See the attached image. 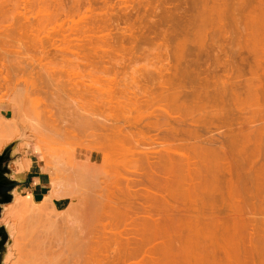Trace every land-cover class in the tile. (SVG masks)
Here are the masks:
<instances>
[{"label": "rangeland", "instance_id": "obj_1", "mask_svg": "<svg viewBox=\"0 0 264 264\" xmlns=\"http://www.w3.org/2000/svg\"><path fill=\"white\" fill-rule=\"evenodd\" d=\"M1 1H2L0 2L1 12L8 10V11H5L7 12L8 16L7 14L3 16V14L5 13L3 14L0 13L1 14L0 15V27H1L0 28V35H1L0 36V66L1 67L0 68H2V70L0 69V115H3L5 117H11L12 111H13L14 117L8 119V118H4L0 116V155L2 154V152L4 151L6 147L12 144H15V149L12 155L14 161L21 157H24L26 159V158H31L33 156H36L41 161V164L43 165L46 163L45 160H47L48 162H50V164H48V169L52 177L55 176L52 179V188L50 192L47 194V196L43 199V201L39 203H34L31 199L21 198L19 197V195H16L13 198L12 203L2 206L3 210H2V216L0 218V228L1 227L6 228L9 233L8 241L6 244V252L4 253L2 264H102L104 263L102 262L104 256L106 257V255H108L109 253L111 254V256H112V253L114 255L115 249L118 248L116 247L118 246L116 244L119 242H116L117 241L116 239L118 238V241H121V240L119 239V236L118 237L116 236L118 235L117 233L123 234L125 232L123 221L119 219L115 221V219L117 218V213H116L117 203L118 201L120 202V199L123 198L122 196L127 195L125 194L126 189H123L127 184L126 178L127 177L134 178L133 177V175L135 174L134 171H136L139 168L138 165H141L140 161L142 160L143 162L142 164H144L143 160L145 159L144 158L145 153L147 154L148 152H153V154L154 152L161 153V149H163L161 148L162 146L160 147L158 145L155 146V144H153L152 140L149 138L150 135L151 137H153L154 135H157V133L159 134V131L157 132L153 131L152 133L150 132L149 134V131H147L146 129L144 131V129L141 130L140 128V126L141 127L142 125L144 126L145 122L149 120L148 115L152 114V112H154V109H155V112L153 114L155 115L154 117L157 116L156 118L159 121H161L163 117L165 118V116H160L162 115L161 111H163L161 106L162 105L165 106V104L167 106L169 104L167 101L164 103V101L166 100V97H165L166 94L165 95L161 94L162 87L160 88V85H158L159 72L160 71L161 73L163 72L164 74L162 73V75L170 78L172 73L175 72V70L172 71L171 69V71L169 70L167 71V69L170 68L171 66L173 68V66L175 65L174 55H176L177 51L181 50L179 48L184 46L185 43L189 45V47L191 45L190 48H194L195 47L194 45L196 44V42L198 43L200 39L199 43L201 44V42H203L205 37H206L205 39L206 44L208 41V44L211 43L212 45L211 44L210 45L212 46V48H214L212 49L213 52L211 51L212 53L211 56H213V58L214 57L216 58L224 57L223 58L224 60L225 58H227L225 56L230 55V57H232L231 54L233 53L232 51L234 50V52H236V55L234 53L233 58H235L236 62H237V58H238V61H240L241 58H245L249 65L250 63L253 65L254 56L257 54L264 53V50H263L264 49V35H263L264 34V31H263L264 30V27H263L264 26V23H263L264 21L263 20L264 0H261V1L260 0H233L234 2L230 0L231 3L229 0L227 1L224 0L225 2H227L225 3V6L223 4L224 2L222 3V0L221 1L217 0L219 1L218 4L214 0L213 1L212 0H204V1L202 0H134V2L133 0H130V1L129 0H60V1L59 0L57 1L56 0H43L44 3L42 0H32V1L26 0V2H29L27 3L28 5L26 4L24 0H1ZM11 1L12 3H10ZM46 1H51V2L47 3ZM54 1H56L57 4L54 3ZM213 2H215L216 4H214ZM204 3L207 5H205ZM9 4H10V7H9ZM16 4L18 5V8L20 9L16 10V7H17ZM30 4L31 6L33 5L34 7L32 8ZM58 4L60 5V7H58L59 6ZM219 4L220 6L223 4L224 7L222 6V8H219ZM11 6L14 7L15 11L13 10ZM213 6H216L217 9L219 8L218 11ZM8 7L9 9L12 8V10L11 9L10 10L14 13H11ZM30 7L33 9V11L31 10ZM72 8H74L73 9L74 11L72 10ZM213 8L218 12V14L217 12H214L215 10L212 11ZM220 9H222L223 12L219 13ZM30 10L32 12H30ZM70 10L73 12H71ZM67 13H68V16H67ZM220 14H222L221 15L222 17L220 16ZM50 15L51 16L53 15V16L51 17ZM54 15H56L55 16L56 19L54 18ZM50 17L52 19H50ZM47 18H49L48 22H46ZM220 18H221V21L223 20L222 21L223 25L222 24L221 25L223 27L226 26L225 27L226 29L224 28L225 32L222 30L221 33H219V29H217L218 27L217 25H218ZM26 19L29 21L28 23ZM44 19L46 23L44 22ZM178 21H180V23ZM189 21H192V22L189 23ZM256 21H258V23ZM193 22L195 23L193 24ZM1 23L2 25H4V27L1 25ZM26 23L30 25H27ZM190 24L191 26L193 25V27L188 26ZM23 25L29 28L25 29ZM257 25L259 27L258 29H257ZM188 28H190L191 30ZM87 30H88L87 32L88 34L85 33ZM91 30H93V32H89ZM256 31L257 32L263 31L262 33L258 32L259 34H261V36L258 34L260 37L256 35L257 33ZM36 33H38V35ZM234 33H237L236 36H238V38L234 35ZM209 35L212 37H210ZM37 36H38V39L36 38ZM231 36L236 37L237 39L235 41L236 45L231 46L230 43L228 45V41H232ZM103 40H105V42ZM194 40H196V42ZM210 40L211 42H209ZM193 41H194V44L192 43ZM182 42H184L183 43L184 45H182ZM3 43L4 44L6 43V44L4 45ZM110 43L112 44L111 47H110L111 45ZM199 43L196 45L197 46L200 45ZM1 45L3 46L1 47ZM179 45L181 46L179 47ZM187 45H186V48H187ZM230 46L233 48L230 49ZM72 47H74V49ZM189 47L187 48V50L189 49ZM207 47L209 48V46ZM186 48L184 47L185 50ZM195 49H197V47ZM222 49L226 51L230 49L232 53L229 51L230 53L228 54L227 53L228 51H227L226 53L228 55H226V53H224L225 51ZM235 49L237 50L235 51ZM191 50L192 49H190V51ZM221 50L224 52H220ZM188 52L189 51H187V53ZM193 52H194V49L192 52H189V53H191V55L193 56V54L195 55V53ZM238 53L240 56L238 55V57H236ZM90 54H92L91 56L93 55L95 56L94 58L95 62H93L94 61L93 57H91ZM63 56L65 57L67 56L66 59L65 57L63 59L62 58ZM86 56L89 57L90 59L86 58ZM195 57L196 56H194V58ZM83 58H85L86 60ZM213 58H211V60ZM223 60H221V63ZM230 60H232V58H230ZM2 62L4 64H2ZM83 63L84 64L87 63L86 67H83L84 65ZM3 65L4 67H2ZM248 68L249 67L246 66V71H244V69L242 68L243 73L245 75L244 76L243 73L241 74L242 76H244L243 78L242 77L240 78L242 79V82L244 81V79L245 81L247 79H251L252 75L250 73H247ZM49 69H51L52 74L50 73ZM48 70H49V73H48ZM167 72H171V73L168 74ZM59 73H60V76H59ZM153 73L154 75L157 74L156 77L158 78L157 80H154L153 82L151 81L148 83V80H147L148 75L152 74V76H154ZM236 74L237 76L240 75L238 74V72ZM54 76L56 77L55 79H54ZM84 76L87 79V81L84 78ZM86 76L90 77V79H88V77ZM237 76L234 73V77L236 78ZM57 77H58V80H57ZM156 77H154V79ZM169 78L167 79L164 78V80H168ZM138 79L140 81V82L138 81V84L140 85L137 87L136 82ZM149 79L151 80V76H149ZM171 79H169L168 81H170ZM240 79L238 78V80L237 79L235 80L237 82L239 81L240 83H242ZM84 81H85V84H82L84 83ZM78 82H80L82 85L81 84H80L81 86L78 85L77 84ZM256 82L258 81L255 80L254 84H258ZM93 83L95 84L93 85ZM114 83H116V85ZM133 83H135V85ZM177 84L179 83H176L175 85ZM87 85H88V88H87ZM81 87L85 88L84 91L86 93H84L83 91L81 92L79 90V89L83 90V88ZM114 87H116V89H114ZM86 88L89 90L92 88V91L88 90L89 92L88 93L86 91ZM93 89H95V91H98V92H95ZM113 90L115 91L112 94L111 92H113ZM90 92H93V94L95 93V95H93L92 93L90 94ZM103 92L106 94H103ZM243 92L244 91H242L241 93L242 95H239L238 99H236L233 106H231V104L228 105L233 109V111H235V113L233 111L231 113L238 115L239 110L242 111L240 113L241 115L246 114L248 116L250 113H254L255 116L258 117V121L256 123L258 125L256 127L259 129L264 125V123H262L264 122V110H263L264 101H262L264 96H262L263 98L261 97V95H259L260 97H256L255 94H254L255 96L253 94H250V96L248 94L247 96V95H243ZM135 93L136 95H134ZM148 93H150L151 95ZM115 94L117 95L113 97L112 95H115ZM121 94L123 95L122 97H121ZM126 94H127V98L124 97L126 96ZM79 95L81 97H79ZM85 95H86L85 97L86 100H84L83 98V96ZM91 95L93 96L92 101H90L91 98L89 99V97H92ZM154 96L155 97L157 96V97L154 98ZM110 97L111 98L113 97L114 99L117 97L118 98L115 99L116 100L115 101L111 99ZM163 97L165 98V100H163L164 99ZM82 98L84 101L82 100ZM119 98H121V100H119ZM87 99L89 100V103L91 102L90 103L91 105H89V103L87 102ZM100 99L102 102L100 101ZM140 100H143V101L145 100V101L142 103ZM149 100L152 102H150ZM146 101H147V104H145ZM148 101L150 102L151 106L149 105ZM96 102L100 104L98 105L96 104ZM47 103L53 106H50V105L48 106ZM80 103L81 104L85 103V105H81ZM102 103H104L103 106H101ZM116 103H118V106L115 105ZM230 103H232V101ZM43 104H45L44 105L45 107L43 106ZM108 105H111V107ZM98 106H101V107H98ZM130 106L131 107L133 106L132 109L133 110L135 109V110L131 111ZM139 106L141 107V109ZM117 107H120V108H117ZM121 107L125 109L123 110ZM167 107H169L168 109L171 111L170 105ZM230 107L227 109V112H229L228 110L231 109ZM46 108H48L49 111ZM79 108H81L82 110ZM107 108H109L110 110ZM219 108H216V109L219 110ZM73 109L75 110L73 111ZM175 109L176 108L172 110V113L174 112ZM104 110H107V111H104ZM112 110L113 111L116 110V111L113 112ZM137 110H139L140 113L139 111L137 112ZM176 110H175L176 113L174 114L177 117V111H178V117H177L178 119L179 115L183 116V114H180L181 111L179 113V110L177 111ZM88 111L91 113H89ZM126 111H128V113ZM194 111L197 114L199 112L198 115L195 114L196 116L200 117L203 115L202 113H204V115L207 116L205 111L204 112L196 111V109ZM194 111H191V112L194 113ZM256 111H259V112H256ZM100 112L102 114H100ZM142 112L143 113L147 112V113H144L145 114L144 115ZM183 112L188 115L187 112L185 111ZM224 112H225L224 114L227 113L226 109ZM94 113H98L96 115H99V118H100V119L98 118L99 124H98V119L95 121V119L98 116L94 115ZM116 113L119 114L118 115V118L120 117L119 119L117 118ZM76 114L77 116H75ZM106 114L108 115L106 116ZM122 114H123V117H122ZM134 114H135V117H134ZM87 115L89 116L94 115L92 116L93 119H91L94 123L91 120L88 121L89 117ZM146 115H147V118H146ZM192 115L189 114V118H188L189 120H190V116ZM209 115L211 114L209 113ZM252 115L248 117H253L254 115L253 116ZM73 116L77 120L74 121ZM125 116L126 117L129 116L127 117L128 119ZM130 116L131 117L133 116L134 118H130ZM48 117H50V119H48ZM85 118H87L86 123L84 122ZM103 118L106 120H104ZM135 118H136V122L137 120H140V118L142 119L141 121L137 122L138 124L136 123L137 127L135 126V121H133L135 120ZM164 118L162 122L165 120ZM200 118H203V117H200ZM52 119H56V120H54L53 122ZM71 120L72 122H76V123L72 125V122L70 123ZM81 120L83 121V123ZM89 122H91V124ZM51 123L53 124L55 123V124L53 125ZM87 123L90 124V126ZM129 123H131L132 126L133 125L134 126L133 127L129 126L131 125ZM210 123L211 122H209V124ZM94 124H96V128ZM86 125L88 128L86 127ZM174 125H177V124H172L173 127ZM193 125H191L192 130L194 128ZM233 125L234 127L232 129L236 130L237 125L236 127H235V124ZM75 126L76 128H74ZM116 126L118 127L115 128ZM197 126L195 125V128H197V130H200L202 128L205 131V129H207V128H203L204 126L203 127L200 126L198 129ZM212 126L210 125L211 128L209 127L208 131L207 130L205 132L201 131L202 129L198 131L199 135L210 137V135L212 134L211 135L212 137L213 135L216 136L218 132L215 134L216 130ZM105 127L108 129H105ZM134 127H136V129H134ZM222 127L224 126L221 125V128ZM139 128L141 131H144V133H146L145 136L139 135L141 134L140 133L141 131H139V133L137 131V129ZM162 128L165 129V127H162ZM195 128H194V131H195ZM113 129L116 130V133L117 131L122 132L123 135L121 133H120L121 136L119 135V133H117L118 134L117 135L115 131H114L115 133L114 134ZM121 129L122 131H120ZM211 129L213 131H211ZM108 130L110 131L108 132ZM217 130L220 132L221 130H223V128L222 129L217 128ZM228 130H227L228 132L227 131L226 132L229 134L231 131L229 128ZM125 131H128V132H125ZM129 131L130 133L131 131L132 133L134 132L133 134L135 136L131 135ZM71 133H73L74 135L75 133L76 134L78 133L77 136L79 135V137H77L76 135L75 136L71 135ZM129 134L131 135V137ZM106 135L108 137L110 136L109 137L110 139L108 138L109 140H107ZM125 137H128V138H125ZM81 139H82V143H81ZM126 139L128 142L126 141ZM149 139H150V142H149ZM107 141L112 144L114 143L113 145L111 144V146L113 147H115L114 145H116V148H113L114 151L112 149L111 150L109 149L111 147L109 144H108L109 146L105 144ZM262 142H264V139ZM128 143L131 145H128ZM103 144H105L106 146ZM110 151H112L111 153H113L112 154L113 156L111 155ZM263 151L264 150H262L260 157L262 156V153H264ZM114 152L116 153V155H114L115 154ZM126 152L127 154H125ZM35 153L40 154V156H38ZM117 153H119L121 156ZM139 153L142 155H140ZM163 153H165L164 150H163ZM132 155L135 157H132ZM236 157L237 156L235 155L233 159L236 160L237 159ZM258 160L260 161L261 158H259ZM261 161L259 162L260 164L264 163V160H261ZM238 165H240V162ZM235 166L237 167V164ZM141 168L142 166H140V169L137 171H140ZM117 176L118 178H121V179H118ZM114 177L117 179H115ZM120 180H123V181H120ZM116 182H118L119 184H117ZM104 186H106L107 188H105ZM121 187L124 191L121 189ZM178 192L180 193V191H176L175 193H178ZM203 195L204 194H202L201 196L199 194L197 195L200 197V199L197 201H200L201 206L200 205L199 206L201 207V209L202 207H204V204L207 203V199L206 200L203 199V198H206V196L205 195L203 196ZM221 196H219V199ZM118 197L119 198L122 197V198L119 199ZM227 197H226V202H225L224 196H223L224 201L222 200V197H221V201L219 202L217 201L218 203L215 202L217 204V205L215 204L217 206L216 209H218L219 211L223 209H227L226 207H228L229 205ZM201 198L203 200H201ZM60 199H67V202H68V205L62 210L56 209L53 204V200H60ZM124 199H122L121 200L122 202L120 203H123ZM217 199H218V196H217ZM115 200H118V201L115 202ZM202 202H204V204ZM224 202L228 205H225ZM45 206H49L48 211L44 209ZM104 206L106 207L104 208V210H108V214H107V211L104 212L106 214L105 217H104V213L102 212ZM243 208L247 209L245 204H243ZM114 210H116V212ZM223 211L226 212V210H223ZM258 212H259L257 213L258 216L256 214V216H253V217H256V220H260V218L262 220L264 216L260 214L259 210ZM113 213L114 215H112ZM107 215L114 220L112 223L110 222L112 219L109 218L108 220ZM48 216L51 218H49ZM47 222L48 223L50 222L49 226L47 225L48 224ZM52 222L53 224L54 223L55 224L53 225ZM119 222H122V223H119ZM108 224L110 225L111 230L108 228L109 226ZM103 225L107 227V229H109L108 231L106 230L107 233L106 232L104 233L103 227H102ZM113 225H114V229H113ZM115 225L117 226L115 227ZM49 227H51L52 229ZM100 227H102V231L104 234L106 235L109 234V236L112 235L113 237L111 236L110 240L109 238L107 240L106 239L107 236L102 235V237L99 239V236H101V234L98 235L97 232L101 231ZM117 227L119 229L116 230ZM44 228L45 229L47 228L46 229L47 232L51 231V232H48L49 234L47 233V235L49 236H47L46 233L43 232L45 231ZM99 228L100 230L94 231ZM127 228L132 229L131 226L130 227L128 226ZM262 228H261L262 230H257L255 232L252 231V229H248V231H246L245 233H241L242 230L239 229V231L240 230L241 231L239 232L238 230H236L235 233L236 234L238 233L237 235L239 237L238 239H240L239 240L240 242L242 239L241 236L243 237V235L247 234L249 238H251L249 234H251L252 232L255 235V236L252 235V237L254 239H257L258 241L259 238L264 237V226ZM118 230L120 232L122 231L123 233L118 232ZM109 231L110 233H108ZM180 231H183V227H182V230ZM93 232L94 233L96 232L98 236L93 235L94 238L92 236L88 237L89 234H92ZM209 232L211 233V231H208V234ZM176 233H177L176 231L172 232V236L175 239V240L173 239V242H174L173 246L180 247L182 249L183 247L188 246L187 243L185 245V242L179 241L177 239ZM220 233H222L221 236H220ZM223 233L224 232L221 230V232L218 231L215 233L217 236L214 235L216 236L214 240L215 243L216 244L219 243L221 248L223 247L222 245H224L225 243L226 244L224 245V247L229 245L230 242H231L230 244L233 246H234V243L237 244L238 240L236 241L237 239L236 238L235 241H233V237H232L233 235H231L232 233L231 234L228 233L227 235L225 234V236ZM229 234L231 235V237ZM78 235H80V237H78ZM247 235L244 236V238L245 237L248 238ZM256 236H258V238ZM96 237L97 239H95ZM114 237L115 238L117 237V238L115 239ZM130 237L133 238V236L131 235ZM226 237L229 239V241L228 239L227 240L224 239ZM112 238L114 239L115 242L112 240ZM159 238H160L159 239L160 242L157 239L155 240L157 242L154 241L155 243L154 242L152 243L154 245L155 244L157 245L158 243H163L164 241L169 240V238H166V237H159ZM249 238L248 240L245 238L246 243L244 241L241 242L243 246L244 244H245V247L246 246L251 247V246L256 245L254 244L256 240H253V243H251V245L247 244L249 241ZM161 239L163 240V242H161ZM216 240H218V242ZM257 241L256 243H258ZM259 241H260V245L263 246L264 243H262L263 242L262 238L259 239ZM91 242L95 243L94 247L92 246L90 247L89 244ZM220 242L222 243L220 244ZM231 245H229V247L227 246L226 248L223 247V249H220L221 251H223L224 257L226 258L223 261V263L221 262L222 264H224V262L227 259L229 260V258H227L228 256L226 257L227 254L225 255V252H224L225 249L232 250V248H236V249L240 248V247H231ZM238 245L239 244H237V246ZM260 245L256 247H259ZM121 246L122 245H120L119 247ZM262 248H263V251H262ZM93 249H95V251H93ZM239 251L238 252L236 251V252L239 253ZM261 251H262L260 252L262 253L261 255L264 256V247H261ZM233 252L234 250L231 251V255L235 254V252L234 253ZM243 255L244 253H242L241 256H238L237 254L238 256L237 257L235 254L233 258L236 256L238 259L240 257L245 256V258H241L242 260L240 262L242 264H248V263L258 264V262L264 264L263 262L264 257L263 259L258 257L260 258L259 260L255 258V261H253L255 256L252 254L254 257L252 256L251 257L249 256V257L253 258V260L248 262V260H245L246 257H248V255L247 254H245L244 256ZM220 256L223 257V254ZM257 256L259 255L257 254ZM236 257L234 259L232 258V260L230 258V260L232 262L233 260H235V263L239 264L240 259L237 260ZM134 260L136 261V259H131L132 262L130 261V263L134 264L133 263L135 262ZM228 260L226 262H228ZM230 260L228 264H235V263L230 262ZM251 262H254V263H251ZM215 264H217V262H215ZM218 264H220V261L218 262Z\"/></svg>", "mask_w": 264, "mask_h": 264}, {"label": "bare ground", "instance_id": "obj_2", "mask_svg": "<svg viewBox=\"0 0 264 264\" xmlns=\"http://www.w3.org/2000/svg\"><path fill=\"white\" fill-rule=\"evenodd\" d=\"M26 2V0H24ZM32 1V0H31ZM30 1V2H31ZM43 1V0H42ZM57 1V0H56ZM56 1H54V3H56ZM60 1V0H59ZM130 1V0H129ZM128 1V2H129ZM204 1V0H202ZM213 1V0H212ZM217 2V4L219 3V1L217 0H214ZM227 1V0H225ZM224 0H222V3L224 4L225 6V2ZM230 1V0H229ZM233 1V0H232ZM261 1V0H260ZM0 2H2L0 0ZM8 2V1H7ZM15 2V1H14ZM17 2V1H16ZM19 2V1H18ZM41 2V1H40ZM47 3L48 2H51V1H46ZM104 2V1H103ZM106 2V1H105ZM122 2V1H121ZM127 2V3H128ZM134 2V0H133ZM234 2V1H233ZM237 2V1H236ZM259 2V1H258ZM12 3V1L10 2ZM29 3V2H26V4ZM44 3V1H43ZM42 3V4H43ZM53 3V2H52ZM75 3V2H74ZM91 3V2H90ZM130 3V2H129ZM202 3V2H201ZM206 3V2H205ZM204 3V4H205ZM214 4H216L215 2H213ZM229 3V2H228ZM231 3V1H230ZM1 4V3H0ZM18 4V3H17ZM16 4V10L17 9H20L18 8V5ZM35 4V2H34ZM57 4V3H56ZM60 4V3H59ZM58 4V5H59ZM223 4L220 6L219 4V8H222ZM263 4V2H262ZM12 5V4H11ZM15 5V4H13ZM28 5V4H27ZM48 5V4H47ZM54 5V4H53ZM123 5V3H122ZM207 5V4H205ZM31 6V4H30ZM41 6V5H40ZM46 6V4H45ZM55 6V5H54ZM74 6V5H73ZM120 6V5H119ZM129 6V5H128ZM147 6V5H146ZM217 6V5H216ZM216 6H213L217 9ZM223 6V7H224ZM9 7H10V4H9ZM8 7V9H9ZM13 8V10L15 11L14 7L11 6ZM32 8L34 7L33 5L31 6ZM30 7V8H31ZM56 7V6H55ZM54 7V9H55ZM60 7V5L58 6ZM57 7V8H58ZM76 7V5H75ZM12 8H10L12 10ZM26 8V7H25ZM28 8V7H27ZM31 8V10L33 11V9ZM218 8V9H219ZM9 9V10H10ZM74 8H72L73 10ZM217 9V11H218ZM10 10V11H11ZM30 10V12H32ZM46 10V8H45ZM147 10V9H146ZM215 10L214 8L212 9V11ZM5 11H8V10H5ZM1 12V9H0V13H5L3 14V16H5L7 14V12ZM9 11V12H10ZM39 11V10H38ZM56 11V10H55ZM59 11V10H58ZM71 11V10H70ZM74 11V10H73ZM71 11V12H73ZM78 11V10H76ZM204 11V10H203ZM216 10L214 12H217ZM28 12V11H27ZM124 12V11H123ZM192 12V11H191ZM220 12H223L222 9L219 10V13ZM11 13H14L11 11ZM58 13V12H56ZM204 13V12H203ZM28 14V13H27ZM26 14V15H27ZM34 14V13H33ZM77 14V13H76ZM79 14V13H78ZM218 14V12H217ZM1 15V14H0ZM46 15V14H45ZM44 15V16H45ZM59 15V14H58ZM222 14H220L221 16ZM8 16V14H7ZM20 16V15H18ZM29 16V15H28ZM51 16V15H50ZM53 16V15H52ZM51 16V17H52ZM56 15H54V18H55ZM64 16V15H63ZM62 16V17H63ZM67 16H68V13H67ZM66 16V17H67ZM72 16V15H71ZM264 16V15H263ZM30 17V16H29ZM50 17V19H52ZM58 17V16H57ZM60 17V16H59ZM222 17V16H221ZM46 18V17H45ZM64 18V17H63ZM68 18V17H67ZM168 18V17H167ZM261 18V17H260ZM4 19V18H3ZM35 19V18H34ZM37 19V18H36ZM43 19V18H42ZM41 19V20H42ZM48 19L47 18L46 22H48ZM56 19V18H55ZM72 19V18H71ZM81 19V18H80ZM170 19V18H169ZM192 19V18H191ZM259 19V18H258ZM2 20V19H1ZM61 20V19H60ZM172 20V19H171ZM260 20V19H259ZM262 20V19H261ZM264 20V18H263ZM262 20V21H263ZM27 23L29 22L27 19H26ZM31 21V20H30ZM62 21V20H61ZM70 21V20H69ZM181 21V20H180ZM180 21H178L180 23ZM188 21V20H186ZM184 21V22H186ZM223 21V20H222ZM221 21V18L218 22V27L217 29H219V33L222 32V30L225 32L224 28L226 27H223V23ZM5 22V20H4ZM38 22V20H37ZM44 22H45V19H44ZM45 22V23H46ZM175 22V20H174ZM192 22V21H189V23ZM197 22V21H196ZM258 23V21H256ZM3 23V21H2ZM1 23V25H2ZM8 23V22H7ZM26 23V24H27ZM31 23V22H30ZM56 23V22H55ZM74 23V22H73ZM166 23V22H165ZM195 22H193L194 24ZM216 23V22H215ZM261 23V21H260ZM264 23V21H263ZM5 24V23H4ZM38 24V23H37ZM177 24V23H176ZM220 24V25H219ZM222 24V25H221ZM27 25H30V24H27ZM66 25V24H65ZM209 25V24H208ZM211 25V24H210ZM225 25V23H224ZM235 25V24H234ZM4 27V25H2ZM75 26V25H74ZM180 26V25H179ZM190 27H193V25L191 26L188 25ZM204 26V25H203ZM262 26V25H261ZM260 26V27H261ZM6 27V26H5ZM23 27H25L23 25ZM31 27V26H30ZM36 27V26H35ZM38 27V26H37ZM216 27V26H215ZM256 27V26H254ZM264 27V26H263ZM262 27V28H263ZM1 28V27H0ZM26 28H29V27H25ZM156 28V27H155ZM183 28V26H182ZM258 25H257V29H258ZM5 29V28H4ZM24 29V28H23ZM47 29V28H46ZM190 29V28H188ZM226 29V28H225ZM34 30V29H33ZM89 30V29H88ZM88 30L85 32L87 33ZM182 30V29H181ZM191 30V29H190ZM193 30V29H192ZM9 31V30H8ZM29 31V30H28ZM44 31V30H43ZM264 31V30H263ZM262 31V32H263ZM4 32V31H3ZM34 32V31H33ZM89 32H93V30L89 31ZM192 32V31H191ZM223 32V33H224ZM257 32V31H256ZM259 33L261 31H258ZM256 33L257 36H261V34L259 33ZM261 32V33H262ZM161 33V32H160ZM189 33V32H187ZM218 33V32H217ZM255 33V32H254ZM6 34V32H5ZM38 35V33H36ZM83 34V33H82ZM88 34V33H87ZM169 34V33H168ZM186 34V33H185ZM237 33H234V35L236 36ZM259 34V35H258ZM3 35V34H2ZM10 35V34H9ZM28 35V34H27ZM34 35V34H33ZM170 35V34H169ZM183 35V34H182ZM264 35V34H263ZM1 36V35H0ZM32 36V35H31ZM35 36V35H34ZM168 36V35H167ZM207 36V35H206ZM210 36V35H209ZM213 36V34H212ZM210 36V37H212ZM222 36V35H221ZM233 36V35H232ZM231 36V37H232ZM259 36V37H260ZM161 37V36H160ZM171 37V36H170ZM208 37V36H207ZM238 38V36H236ZM236 37H232V41H228V45L230 43L231 46L233 45H236L235 44V41L237 40ZM3 38V37H2ZM7 38V36H6ZM34 38V37H33ZM38 39V36L36 37ZM109 38V37H108ZM35 39V40H37ZM187 39V38H186ZM206 39V37H205ZM205 39L203 40V42H201V44L199 43L200 42V39H199V44L200 45H196L198 44L196 42V40H194L196 42V44L192 47L194 48H190L189 45H187L185 43V45L183 44L184 42H182V47H180L181 45H179V51L176 52V55H174L175 57V65L168 68L167 71H174L171 75V77H166L164 75H162L161 71L159 72V78L156 77V75H153L152 74L148 75V83L149 82H153L154 80H157L158 78V85H160V88L162 89L161 91V94H166L165 97H166V100L165 98L163 100L164 103L167 101L168 104L170 105L171 107V111L168 109L169 105L165 106L162 105L161 108L163 111H161V114L160 116H165V120L162 122L163 118L161 121H159L156 117H154L155 115L154 112H155V109H154V112H152V114H149L148 115V118L149 120H147L144 124V126L142 125V127L140 126L141 130L145 129L147 131H149V134L150 132L152 133L153 131H159V134L157 133V135H154L153 137H151L150 135V139L152 140V143L156 145H158L159 147L162 146L161 148V153H163V150L165 153L161 154L160 152H148L145 153V159L143 160L144 161V164H142V160L140 161L141 165H138V169H140V166H142L141 170L140 171H134L135 168H134V172H133V177L134 178H126V186L124 187L123 185V189H126V193L127 195L125 196H122L120 198L124 199L123 200V203H120L122 202L120 199V202L118 200H115L118 201L117 203V212L116 210H114L116 213H117V218L115 219V221L117 219L119 220H122L123 223H124V229H125V234L121 231L118 230V232L120 233H123V234H119L117 233L118 235H116L117 237L119 236V239L121 241H118V238L115 239L117 240L116 242H119L117 243L116 247H118L117 249H115V252H114V255L112 253V256L111 254L109 255H106V257L104 256L103 258V261L104 263L102 264H131L130 261L131 259H136L135 262H133L134 264H215V262H218L220 261V264L223 263V261L226 259L224 257V253L223 251H221L220 249H223L224 245L226 244L224 241V245H222L223 247L221 248V246L218 244L215 243V237L217 236L215 233L216 232H221V230L224 232V236L225 234L227 235L228 233H232L231 235H233V241H236L240 240L238 239V233L236 234V230L239 231V229H241V233H245L246 231H248V229H252V231H257V230H262L263 226H264V218H260V220H256V217H253V216H256L258 212V210L260 211V214L262 216H264V163H259L261 160H264L263 159V154L262 153V156L260 157L261 155V152L262 150H264V142L263 139H264V125L261 127V128H257L256 126L258 124L257 121H258V117L255 116L254 113H250L248 116H251L252 115L253 117H248L246 114L245 115H241L240 113L242 111H238L239 114L236 115L234 114L235 111H233V109L228 106L231 104V106H233L234 102L236 101V99H238L239 95H242V91L243 92V95H247L249 94H255L256 97H260L259 95L264 96V53L262 54H257L254 56V62H253V65L250 63V65L248 64L247 60L245 58H239L240 61H238V58H237V62L235 60V58H233V54L235 53L236 55V52H234V50L231 52V47L230 46V49L229 50H224V51H220V52H224V53H232V57L229 56H225L227 58H225L223 60V58H216L213 56H211V51L212 49V44H208V41H207V44H206V41ZM5 40V39H4ZM3 40V41H4ZM42 40V39H41ZM40 40V41H41ZM110 40V39H109ZM172 40V39H171ZM192 40V39H191ZM39 41V42H40ZM105 42V40H103ZM168 41V40H167ZM194 41L192 42L194 44ZM7 42V41H6ZM38 42V41H37ZM36 42V43H37ZM188 42V41H187ZM190 42V41H189ZM211 42V40L209 41ZM107 43V42H106ZM234 43V44H233ZM4 44V43H3ZM6 44V43H5ZM4 44V45H5ZM38 44V43H37ZM111 44V43H110ZM41 45V44H40ZM108 45V44H107ZM186 45H187V48L189 47V49L187 50L186 48ZM3 45H1L2 47ZM103 46V45H102ZM112 46V44L110 45V47ZM163 46V45H162ZM209 46V48L207 47ZM219 46V45H218ZM57 47V46H56ZM184 47L186 48V50L184 49ZM197 47V49H195ZM235 47V46H234ZM43 48V47H42ZM59 48V47H58ZM74 49V47H72ZM78 48V47H76ZM105 48V47H104ZM60 49V48H59ZM107 49V48H106ZM190 49H192L190 51ZM194 49V52L195 55L193 54V56L191 55V53L189 52H192ZM44 50V49H43ZM93 50V49H92ZM111 50V49H110ZM109 50V51H110ZM178 50V49H177ZM196 50V51H195ZM237 49H235L236 51ZM264 50V49H263ZM105 51V50H104ZM114 51V50H112ZM187 51H189L187 53ZM230 51V52H229ZM102 52V51H101ZM108 52V51H107ZM165 52V51H164ZM197 52V53H196ZM213 52V51H212ZM239 52V50H238ZM79 53V52H78ZM95 53V52H94ZM98 53V52H97ZM96 53V54H97ZM105 53V52H104ZM226 53V55H228ZM21 54V53H20ZM99 54V53H98ZM190 54V56H189ZM197 54V55H196ZM223 54V53H222ZM245 54V53H244ZM74 55V54H73ZM77 55V54H76ZM75 55V56H76ZM88 55V54H86ZM92 54H90L91 56ZM112 55V54H111ZM239 53L237 54L236 57H238ZM101 56V55H100ZM105 56V55H104ZM107 56V55H106ZM193 58H192V57ZM194 56H196L194 58ZM240 56V55H239ZM242 56V55H241ZM18 57V55H17ZM65 56H63L62 58L64 59ZM67 57V56H66ZM65 57V59H66ZM77 57V56H76ZM85 57V56H84ZM93 57V60L95 58V56H91ZM86 58H89L86 56ZM104 58V57H103ZM102 58V59H103ZM211 58H213L211 60ZM229 58V59H228ZM230 58H232V60H230ZM57 59V58H56ZM79 59V58H78ZM85 59V58H83ZM90 59V58H89ZM87 59V60H89ZM101 59V60H102ZM220 59V60H218ZM41 60V59H40ZM58 60V59H57ZM86 60V59H85ZM104 60V59H103ZM221 60L222 63H221ZM61 61V60H60ZM91 61V60H90ZM213 61V62H212ZM220 61V63H219ZM225 61V62H224ZM95 62V60L93 61ZM92 62V63H93ZM210 62V63H208ZM81 63V62H80ZM90 63V62H89ZM2 64H4L2 62ZM84 64V63H83ZM87 64V63H86ZM86 64L83 65V67H86ZM105 64V63H104ZM59 65V64H58ZM90 65V64H89ZM102 65V64H101ZM112 65V64H111ZM48 66V65H46ZM246 66H248V72L247 73H250L249 75L251 76V79H247L245 81L242 82V79H240L241 77L243 78L245 75L243 73V69L244 71H246ZM1 67V66H0ZM4 67V65L2 66ZM43 67V66H42ZM89 67V66H87ZM93 68V67H92ZM115 68V67H114ZM243 68V69H242ZM2 70V68H0ZM52 69V68H51ZM51 69L50 70V73H51ZM58 69V68H57ZM47 70V69H46ZM45 70V71H46ZM49 70H48V73H49ZM56 71V70H55ZM117 71V69H116ZM140 71V70H139ZM166 71V70H165ZM242 71V72H241ZM62 72V71H60ZM119 72V71H118ZM124 72V71H123ZM240 74L239 76H237V73ZM122 73V72H121ZM166 73V72H165ZM168 74L171 73V72H167ZM234 73L235 75L237 76L236 78L234 77ZM243 73L244 76H242L241 74ZM52 74V73H51ZM142 74V73H141ZM140 74V75H141ZM164 74V73H163ZM54 75V74H53ZM120 75V74H119ZM2 76V74H1ZM49 76V75H48ZM47 76V78H48ZM57 76V75H55ZM54 76V79L56 78ZM59 76H60V73H59ZM90 76V75H89ZM93 76V74H92ZM118 76V75H117ZM149 76H151V80L149 79ZM168 76V75H167ZM248 76V75H247ZM52 77V76H51ZM88 77V76H86ZM95 77V76H94ZM154 77H156L154 79ZM253 77V78H252ZM83 78V77H82ZM85 78V76H84ZM120 78V77H119ZM169 78H173L171 79L170 81L168 80H164ZM224 78V79H223ZM238 78L241 80L242 83H240L239 81L237 82L235 79L238 80ZM46 79V78H45ZM61 79V78H60ZM86 79V78H85ZM84 79V80H85ZM88 79H90V77H88ZM98 79V78H97ZM142 79V78H141ZM47 80V79H46ZM49 80V79H48ZM57 80H58V77H57ZM82 80V79H81ZM103 80V79H101ZM123 80V79H122ZM135 80V79H134ZM146 80V81H147ZM255 80H257L258 84H254ZM87 81V79H86ZM111 81V80H110ZM115 81V80H114ZM138 81L139 79L137 80L136 82V86L138 87L140 84H138ZM235 81V82H234ZM251 81V82H249ZM91 82V81H90ZM94 82V80H93ZM97 82V81H96ZM106 82V81H104ZM134 82V81H133ZM140 82V81H139ZM245 82V83H244ZM29 83V82H28ZM32 83V82H31ZM50 83V82H49ZM89 83V81H88ZM98 83V82H97ZM96 83V84H97ZM176 83H179L177 85H175ZM244 83V84H243ZM6 84V83H5ZM78 85H80L81 83L78 82L77 83ZM82 84H85V81L84 83ZM81 84V85H82ZM95 83H93L94 85ZM106 84V83H105ZM116 85V83H114ZM135 85V83H133ZM138 84V85H137ZM64 85V84H63ZM80 85V86H81ZM148 85V84H147ZM32 86V85H31ZM79 86V87H80ZM85 86V85H84ZM96 86V85H95ZM102 86V84H101ZM105 86V85H103ZM111 86V85H110ZM119 86V85H117ZM74 87V86H73ZM12 88V87H11ZM83 88V87H81ZM87 88H88V85H87ZM86 88V91L88 92L89 89ZM90 88V86H89ZM113 88V87H112ZM156 88V87H155ZM26 89V88H25ZM75 89V88H74ZM85 88H83V90L79 89L81 92L83 91L84 93H86L84 91ZM114 89H116V87H114ZM92 91V88L90 89ZM89 90V91H90ZM95 91V89H93ZM97 90V89H96ZM100 90V89H99ZM110 90V89H109ZM126 90V89H125ZM128 90V89H127ZM179 90V91H178ZM191 90V91H189ZM93 91V92H94ZM115 90H113V92H111L112 94L114 93ZM151 91V90H150ZM177 91V92H176ZM189 91V92H188ZM33 92V91H32ZM79 92V91H77ZM93 92H90V94ZM95 92H98V91H95ZM108 92V91H107ZM129 92V91H128ZM89 93V92H88ZM101 93V92H100ZM117 93V92H116ZM123 93V92H122ZM170 93V95H169ZM240 93V94H239ZM79 94V93H78ZM103 94H106L103 92ZM150 94V93H148ZM156 94V93H155ZM74 95V94H73ZM84 95V94H82ZM95 95V93L93 94ZM108 95V94H107ZM117 94L115 95H112L113 97H115ZM129 95V93H128ZM132 95V94H131ZM136 95V93L134 94ZM151 95V94H150ZM163 95V96H164ZM252 95V96H253ZM254 95V96H255ZM92 96V95H91ZM97 96V94H96ZM101 96V95H100ZM123 95L121 94V97ZM38 97V96H37ZM78 97V96H77ZM79 97H81L79 95ZM86 95L83 96L84 100H86ZM89 97V96H88ZM87 97V98H88ZM107 97V96H106ZM105 97V98H106ZM111 98L113 100L117 99V98ZM127 98V94L126 96H124ZM136 97V96H135ZM157 97V96H156ZM154 96V98H156ZM162 97V96H161ZM82 98V100H83ZM91 98V99H90ZM125 98V99H126ZM130 98V97H129ZM134 98V97H132ZM139 98V97H138ZM263 98V97H262ZM261 98V99H262ZM76 99V98H75ZM78 99V98H77ZM90 101H92L93 99V96L92 97H89ZM123 99V98H122ZM131 99V98H130ZM129 99V100H130ZM137 99V98H136ZM148 99V98H147ZM195 99V100H194ZM229 99V100H227ZM241 99V98H240ZM260 99V100H261ZM41 100V99H40ZM83 100V101H84ZM109 100V99H108ZM119 100H121V98H119ZM162 100V99H161ZM95 101V100H94ZM101 101V99H100ZM111 101V100H110ZM116 101V100H115ZM131 101V100H130ZM136 101V100H135ZM138 101V100H137ZM142 103L145 101L143 100H140ZM150 101V100H149ZM148 101V102H149ZM153 101V99H152ZM150 101V102H152ZM228 101V102H227ZM232 101V103H230ZM239 101V100H238ZM264 101V98L263 100ZM87 102L89 103V100L87 99ZM102 102V101H101ZM105 102V101H103ZM109 102V101H108ZM126 102V101H124ZM132 102V101H131ZM139 102V101H138ZM137 102V103H138ZM149 102V105L151 106ZM163 102V101H161ZM78 103V102H77ZM91 103V102H90ZM89 103V105H91ZM93 103V102H92ZM107 103V102H106ZM110 103V102H109ZM120 103V102H119ZM154 103V102H153ZM152 103V104H153ZM158 103V102H157ZM160 103V102H159ZM48 104V103H47ZM81 104V103H80ZM96 104H98L96 102ZM100 104V103H99ZM98 104V105H99ZM104 103H102L101 106H103ZM111 104V103H110ZM128 104V103H126ZM125 104V105H126ZM147 104V101L146 103ZM161 104V103H160ZM159 104V106H160ZM45 104H43L44 106ZM50 104H48L49 106ZM81 105H85V103L81 104ZM116 106H118V103L115 104ZM124 105V104H123ZM137 105V104H136ZM141 105V104H139ZM144 105V104H143ZM142 105V106H143ZM157 105V104H155ZM42 106V107H43ZM50 106H53V105H50ZM87 106V105H86ZM93 106V105H92ZM91 106V107H92ZM95 106V105H94ZM101 106H98V107H101ZM111 107V105H108ZM121 106V105H120ZM145 106V105H144ZM148 106V105H147ZM228 106V107H226ZM237 106V105H236ZM45 107V106H44ZM43 107V108H44ZM81 107V106H80ZM84 107V106H83ZM133 107V106H132ZM132 107L130 106L131 108V111L133 110ZM137 107V106H136ZM135 107V108H136ZM140 107V106H139ZM149 107V106H148ZM146 107V108H148ZM153 107V106H152ZM156 107V106H155ZM195 107V108H194ZM220 107V108H219ZM226 107V108H225ZM231 108L229 109L227 112V109L228 108ZM52 108V107H51ZM75 108V107H73ZM78 108V107H77ZM103 108V107H102ZM106 108V107H105ZM117 108H120V107H117ZM122 108V107H121ZM174 108H176L177 110H179V113L181 111L180 114H183L182 115H179V118L177 119L178 117V111H177V117L174 113H172V110ZM216 108H219L216 109ZM237 108V107H236ZM48 111L49 109L46 108ZM81 109V108H79ZM104 109V108H103ZM109 109V108H107ZM123 110L125 108H122ZM127 109V108H126ZM141 109V107H140ZM196 109V111H205L207 116L204 115V113H202L203 115L200 116V117H203V118H200L199 116H196L195 114H197L194 110ZM199 109V110H198ZM225 109H226V114H224L225 112ZM75 109H73L74 111ZM82 110V109H81ZM86 110V109H85ZM84 110V111H85ZM88 110V108H87ZM99 110V109H98ZM101 110V109H100ZM110 110V109H109ZM119 110V109H118ZM117 110V111H118ZM122 110V111H123ZM135 110V109H134ZM133 110V111H134ZM150 110V109H149ZM159 110V109H158ZM231 110V111H230ZM235 110V109H234ZM237 110V109H236ZM257 110V109H256ZM264 110V109H263ZM77 111V110H76ZM91 111V110H90ZM104 111H107V110H104ZM113 111V110H112ZM116 111V110H115ZM113 111V112H115ZM139 110H137L138 112ZM143 111V109H142ZM145 111V109H144ZM183 111L187 112L188 115L186 113H184ZM190 111V112H189ZM191 111H194V113H192ZM234 112V113H231V112ZM46 112V110H45ZM79 112V111H78ZM89 112V111H88ZM103 112V111H101ZM100 112V114H102ZM120 112V111H119ZM118 112V113H119ZM124 112V111H123ZM128 113V111H126ZM136 112V111H135ZM200 112V114H201ZM253 112V111H252ZM256 112H259V111H256ZM51 113V112H49ZM76 113V112H75ZM81 113V112H80ZM91 113V112H89ZM106 113V112H105ZM134 113V112H133ZM140 113V111H139ZM143 113V112H142ZM141 113V114H142ZM144 113H147V112H144ZM143 113V114H144ZM194 115H192V114ZM209 113L211 115H209ZM48 114V112H47ZM83 114V113H82ZM98 113H94V115H96ZM117 114V113H116ZM115 114V115H116ZM120 114V113H119ZM117 114V118H118V115ZM138 114V113H137ZM189 114L192 115L190 116V120L188 119L189 118ZM199 114V112H198ZM197 114V115H198ZM79 115V114H78ZM81 115V114H80ZM94 115H87L89 118H88V121L93 119L92 116ZM108 114H106L107 116ZM114 115V116H115ZM121 115V114H120ZM145 115V114H144ZM143 115V116H144ZM186 115V116H184ZM209 115V116H208ZM77 116V114L75 115ZM85 116V117H87ZM98 116L97 118L95 119V121L99 118V115H96ZM102 116V115H100ZM182 116V117H181ZM188 116V117H187ZM53 117V116H51ZM122 117H123V114H122ZM126 117V116H125ZM124 117V118H125ZM129 117V116H127ZM126 117V118H127ZM134 117H135V114H134ZM133 116L130 118H134ZM194 117V118H192ZM199 117V118H198ZM260 117V116H259ZM74 118V121L77 120L75 119V117L73 116ZM79 118V116H78ZM81 118V117H80ZM84 118V117H83ZM120 118V117H119ZM118 118V119H119ZM138 118V117H137ZM142 118V117H141ZM140 118V120H137L138 121H141L142 119ZM144 118V117H143ZM146 118H147V115H146ZM156 118V119H154ZM197 118V119H196ZM48 119H50V117H48ZM100 119V118H99ZM99 119H98V124H99ZM104 119V118H103ZM111 119V118H110ZM109 119V120H110ZM128 119V118H127ZM194 119V120H193ZM209 119V121H208ZM214 119V120H213ZM53 122L54 120L56 119H52ZM80 120V119H79ZM86 120V121H85ZM84 122L86 123L87 122V118H85ZM106 120V119H104ZM117 120V119H116ZM146 120V119H145ZM157 120V121H156ZM82 121V120H81ZM92 121V120H91ZM128 121V120H127ZM132 121V120H131ZM135 126H136V118L135 120ZM214 123H213V122ZM72 122V120L70 121V123ZM80 122V121H79ZM78 122V123H79ZM93 122V121H92ZM104 122V121H102ZM113 122V121H112ZM118 122V121H117ZM209 122H211L209 124ZM218 122V123H216ZM234 122V123H233ZM240 122V123H239ZM243 122V123H242ZM260 122V121H259ZM56 123V121H55ZM54 123V124H55ZM76 123V122H72V125ZM83 123V121H82ZM91 124V122H89ZM94 123V122H93ZM110 123V122H109ZM115 123V122H114ZM113 123V124H114ZM132 123V122H131ZM129 123V124H131ZM264 123V122H262ZM53 124V123H51ZM53 124V125H54ZM88 124V123H87ZM90 124H88L90 126ZM107 124V122H106ZM116 124V123H115ZM133 124V123H132ZM129 125V126H132ZM138 124V123H137ZM172 124H177V125H174V127L172 126ZM195 124L197 126L198 124V129L199 127H203V128H207L205 129V131L207 130L208 131V128L210 127V125H214L212 126L213 128H215L216 132L215 134L218 132V134L216 136L213 135V137L210 135V137H205V136H202V135H199V132L200 130H197V128H195ZM219 124V125H218ZM235 124V127H236V130L232 129L234 127ZM95 125V128H96V124ZM141 125V124H140ZM194 126L195 128V131H194V128L192 130V126ZM209 125V126H207ZM221 125L224 126L222 127L223 130H221L220 132L217 130V128L219 129H222L221 128ZM227 127H226V126ZM93 126V124H92ZM105 126V125H104ZM107 126V125H106ZM127 126V125H126ZM134 126V125H133ZM132 126V127H133ZM177 126V127H176ZM217 128H216V127ZM219 126V127H218ZM87 127V125H86ZM85 127V128H86ZM98 127V126H97ZM118 126H116L115 128H117ZM137 127V126H136ZM136 127H134V129H136ZM162 127H165L162 128ZM72 128V127H71ZM76 128V126L74 127ZM78 128V126H77ZM88 128V127H87ZM91 128V127H90ZM94 128V129H95ZM120 128V127H119ZM130 128V127H129ZM139 129H137L138 133L139 131H141ZM190 128V129H189ZM211 128V127H210ZM227 128V129H225ZM228 128L230 129V133L228 134L227 132L229 131ZM98 129V128H97ZM105 129H108L105 127ZM110 129V128H109ZM79 130V129H78ZM100 130V129H99ZM118 130V129H117ZM124 130V129H123ZM126 130V129H125ZM228 130V131H227ZM74 131V130H73ZM104 131V130H103ZM110 130H108L109 132ZM116 133V130L113 129V133ZM122 131V129L120 130ZM135 131V130H134ZM144 131H141L139 135H144L146 133H144ZM146 131V132H147ZM194 131V132H193ZM201 131H204L203 129ZM204 131V132H205ZM210 131V130H209ZM211 131H213L211 129ZM227 131V132H226ZM233 131V132H232ZM107 132V131H105ZM124 132V131H123ZM125 132H128V131H125ZM198 132V133H196ZM114 133V134H115ZM119 135L121 136V134L123 135L122 132H118ZM116 133V134H117ZM121 133V134H120ZM130 133V131H129ZM134 133V132H133ZM132 133L131 131V135L135 136L134 134ZM144 133V134H143ZM78 134V133H77ZM77 134L75 133V135L77 136ZM111 134V133H110ZM109 134V135H110ZM129 134V135H130ZM136 134V133H135ZM202 134V133H201ZM71 135H74L73 133H71ZM74 135V136H75ZM104 135V134H103ZM118 135V134H117ZM116 135V136H117ZM126 135V134H125ZM124 135V136H125ZM130 135V137H131ZM209 135V134H208ZM94 136V135H93ZM107 136V135H106ZM127 136V135H126ZM148 136V135H147ZM146 136V137H147ZM79 137V135L77 136ZM89 137V136H88ZM92 137V136H90ZM102 137V136H101ZM100 137V138H101ZM110 137V136H109ZM107 136V140H109V138ZM123 137V136H122ZM129 137V138H130ZM71 138V137H70ZM76 138V137H75ZM74 138V139H75ZM105 138V137H104ZM109 138V139H108ZM117 138V137H116ZM115 138V139H116ZM121 138V137H120ZM119 138V139H120ZM125 138H128V137H125ZM136 138V137H135ZM134 138V139H135ZM145 138V137H144ZM148 138V137H147ZM72 139V138H71ZM113 139V140H115ZM132 139V138H131ZM150 139H149V142H150ZM105 140V139H104ZM118 140V139H117ZM122 140V139H121ZM103 141V140H102ZM124 141V140H123ZM127 141V139H126ZM130 141V140H129ZM137 141V140H135ZM147 141V140H146ZM78 142V141H77ZM117 142V141H116ZM128 142V141H127ZM81 143H82V139H81ZM89 143V142H87ZM130 143V142H129ZM128 145H131L129 144ZM73 144V143H72ZM107 144V146H111L112 143H109L108 141L105 143ZM103 144V145H105ZM109 144V145H108ZM114 144V143H113ZM112 144V145H113ZM133 144V143H132ZM126 145V144H125ZM149 145V144H148ZM73 146V145H72ZM106 146V145H105ZM115 147L111 146L109 149L113 150V148H116V145H114ZM133 146V145H132ZM103 147V146H102ZM118 147V146H117ZM95 149V148H94ZM130 149V148H129ZM151 149V148H149ZM106 150V149H105ZM118 150V149H117ZM114 151V150H113ZM129 151V150H128ZM112 151H110L111 153ZM264 152V151H263ZM115 153V152H114ZM122 153V152H121ZM129 153V152H128ZM152 153V154H151ZM109 154V153H108ZM113 153H111L112 155ZM119 154V153H117ZM127 154V152L125 153ZM130 154V153H129ZM140 154V153H139ZM144 154V153H143ZM110 155V154H109ZM110 155V156H111ZM116 155V153L114 154ZM120 155V154H119ZM124 155V154H123ZM142 155V154H140ZM139 155V156H140ZM236 155L237 159L234 160V156ZM109 156V157H110ZM113 156V155H112ZM121 156V155H120ZM125 156V155H124ZM128 156V155H127ZM232 156V157H231ZM108 157V158H109ZM131 157V156H130ZM132 157H135L132 155ZM111 158V157H110ZM115 158V157H114ZM261 158V160L259 161L258 159ZM113 159V158H112ZM129 159V158H128ZM232 159V160H230ZM240 159V160H239ZM121 160V159H120ZM131 160V158H130ZM129 160V161H130ZM136 160V159H135ZM146 160V162H145ZM198 160V161H197ZM240 162V165L239 162ZM259 162H258V161ZM110 161V159H109ZM117 161V160H116ZM195 161V162H194ZM236 161V163H235ZM113 162V160H112ZM111 162V163H112ZM138 162V161H137ZM221 162V163H220ZM223 162V163H222ZM234 164H232V163ZM262 162V161H261ZM73 163V162H72ZM80 163V162H79ZM133 163V162H132ZM139 163V164H140ZM114 164V163H113ZM131 164V163H129ZM237 164V167L235 166ZM74 165V164H73ZM112 166V165H111ZM128 166V165H127ZM116 167V166H115ZM136 167V166H135ZM239 167V168H238ZM129 168V167H128ZM77 170V169H76ZM115 170V169H113ZM81 173V172H80ZM120 175V173H119ZM113 176V175H112ZM120 177V176H119ZM115 178V177H114ZM118 178V176H117ZM115 178V179H117ZM118 179H121V178H118ZM125 179V178H124ZM120 181H123V180H120ZM117 184H119L118 182H116ZM102 185V184H101ZM105 188H107L106 186H104ZM103 187V188H104ZM110 188V187H109ZM118 188V187H117ZM122 189V187H121ZM122 189V190H123ZM226 189V190H225ZM226 192H225V191ZM113 191V190H112ZM124 191V190H123ZM176 191H180V193H175ZM224 191V193H223ZM204 192V193H203ZM201 193V194H200ZM220 193V194H219ZM227 193V195H226ZM202 195L204 194L206 196V198H203L204 200L207 199V203L204 204V202H202L204 204V207H202L201 209V205H200V201H197L200 199L199 196L197 195ZM120 195V193H119ZM203 195V196H204ZM222 195V196H221ZM118 196V195H117ZM116 196V197H117ZM217 196H218V199H217ZM219 196L222 197V200H223V196L225 198V202H226V197L228 198V202H229V205L226 204L225 202V205H228V207H226L227 209H223V210H226L223 211V210H218L216 209L217 208V204L219 201H221V197L219 199ZM117 198V199H118ZM198 198V199H197ZM114 199V198H113ZM201 198V200H203ZM217 199V200H216ZM110 200V199H109ZM218 201V202H217ZM224 201V200H223ZM222 201V203H223ZM13 202V200H12ZM11 202V203H12ZM46 202V201H45ZM110 202V201H109ZM108 202V203H109ZM199 202V204H198ZM216 202V203H215ZM120 203V204H119ZM221 203V202H220ZM219 203V204H220ZM10 204V203H9ZM111 204V203H110ZM116 204V203H114ZM216 204V205H215ZM243 204L246 205V208L247 209H244L243 208ZM200 205V206H199ZM224 205V204H223ZM224 205V206H225ZM109 206V205H108ZM111 206V205H110ZM223 206V207H224ZM199 207V209H198ZM104 208H106L105 206L103 207V210ZM222 208V207H221ZM44 209L46 211H48L49 209V206H45ZM101 209V208H100ZM108 209V207H107ZM114 209V208H113ZM201 209V210H200ZM102 212L104 213L105 211H107V214H108V210H104ZM111 210V209H110ZM228 211V212H227ZM111 212V211H110ZM51 213V211H50ZM48 215V214H47ZM46 215V217H47ZM51 215V214H49ZM110 215V213H109ZM114 215V213L112 214ZM106 216V214L104 213V217ZM252 216V217H251ZM258 216V214H257ZM49 217V216H48ZM53 217V215H52ZM103 217V216H102ZM113 217V216H112ZM51 218V217H49ZM107 218L109 220V217L107 215ZM106 218V219H107ZM259 218V217H258ZM112 219V218H111ZM110 219V220H111ZM45 220V219H44ZM118 220V221H119ZM48 221V219H47ZM51 221V220H50ZM114 220L112 219L110 222L112 223ZM117 221V222H118ZM54 222V221H53ZM52 222V224H53ZM116 222V223H117ZM45 223V222H44ZM48 223V222H47ZM50 223V222H49ZM49 223L47 224L49 226ZM119 223H122V222H119ZM118 223V224H119ZM55 224V223H54ZM53 224V225H54ZM110 224V223H109ZM108 224V225H109ZM115 224V223H114ZM126 224V225H125ZM51 225V224H50ZM107 226V225H106ZM117 225H115L116 227ZM132 227V229H129L127 227ZM103 227V231L104 233L106 232V230L108 231L109 229L111 230L110 228V225L108 226L109 229H107V227H105L104 225L102 226ZM102 227L101 228V231H98L100 230L99 229H96L94 231H98V235L101 234V236H99V239L102 237V235H106L103 233L102 231ZM112 227V226H111ZM182 227H183V231H180L182 230ZM51 228V227H49ZM105 228V230H104ZM122 228V227H120ZM127 228V230H126ZM262 228V229H261ZM47 229V228H46ZM46 229L44 228L46 235L48 232H51V231H46ZM52 229V228H51ZM113 229H114V225H113ZM112 229V230H113ZM119 229L118 227L116 228V230ZM187 231H185V230ZM114 231V230H113ZM131 231V232H130ZM173 231H176V236H177V239L179 241H183L185 242V245L187 243L188 246H185L182 248L180 247H175L173 246L174 242H173V236H172V232ZM208 231H211V233L209 232L208 234ZM213 231V232H212ZM215 231V233H214ZM239 231V232H240ZM42 232V233H43ZM115 232V231H114ZM227 232V233H225ZM250 232V230H249ZM44 233V234H45ZM97 233L93 232L92 234H89L88 237L92 236H98ZM103 233V234H102ZM107 233V232H106ZM110 233V231L108 232ZM145 233V234H144ZM49 234V233H48ZM222 233H220V236H221ZM229 234V235H230ZM133 236V238L130 237ZM216 235V236H214ZM230 235V237H231ZM242 235V234H241ZM240 235V236H241ZM247 235V234H246ZM246 235H243V237L241 236V242H245L246 239L248 240L247 237L244 238V236ZM251 238H249V241L247 244H250L253 243V240H256L257 239H254L252 237L255 236L254 233L252 232L251 234H249ZM49 236V235H47ZM107 236V237H106ZM106 239L110 240V237L112 236H109L106 235ZM115 236V235H114ZM121 236V237H120ZM237 236V237H236ZM45 237V236H44ZM78 237H80V235H78ZM91 237V238H92ZM113 237V236H112ZM159 237H166V238H169V240L167 241H164L161 239V242L163 243H158L157 245L153 244L152 242H154L155 240L158 239L159 241ZM258 238V236H256ZM94 238V237H93ZM122 238V239H121ZM223 238V236H222ZM221 238V239H222ZM229 238V236H228ZM227 237L224 238V239H228ZM263 242L264 243V237H261ZM259 238V239H261ZM97 239V237L95 238ZM104 239V238H102ZM213 239V240H212ZM223 239V240H224ZM231 239V238H230ZM245 239V240H244ZM258 239V243H255L256 245L254 246H251V247H245V244L244 246L242 245V243L238 242L237 241V244H239L237 246V244L234 243V246L231 245L229 243V245H231V247H240L238 249L236 248H232L231 249H228V250H224L225 252V255L227 258H233V256L236 254H238V256H241L242 253L247 254L248 257H246L245 260H248V262L252 261L253 258H250L251 256L254 257V260L255 261V258H257L258 260L261 258L263 259L264 256H262L260 252L263 251V248H262V251H261V247H264L260 245V241ZM112 240L114 241V239L112 238ZM175 240V239H174ZM220 240V239H219ZM211 241V242H210ZM214 241V242H213ZM218 242V240H216ZM229 241V239H228ZM232 241V240H231ZM115 242V241H114ZM157 242V241H155ZM154 242V243H155ZM160 242V241H159ZM124 243V244H123ZM212 243V244H211ZM222 242H220L221 244ZM246 243V242H245ZM261 243V244H262ZM203 244V245H202ZM216 244V245H214ZM228 244V242H227ZM260 245L259 247H256L258 245ZM90 247H94L95 246V243L91 242L90 244ZM120 245H122L121 247H119ZM219 245V246H218ZM229 245H227L229 247ZM249 245V246H250ZM227 246H225L224 248H226ZM245 249H243V248ZM122 248V249H120ZM119 249V250H118ZM236 249V250H235ZM242 249V250H241ZM235 252V254L231 255V251ZM241 250V251H239ZM93 251H95V249H93ZM221 251V252H220ZM239 251V253L237 252ZM243 251V252H242ZM229 254H228V253ZM233 252V253H234ZM241 252V253H240ZM95 253V252H94ZM223 254V257L220 256ZM220 254V255H219ZM241 254V255H240ZM254 256H253V255ZM257 254L259 256H257ZM243 255V256H244ZM235 256V257H236ZM237 256V257H238ZM250 256V257H249ZM222 261H221V259ZM234 257V258H235ZM236 257V259H237ZM260 257V258H258ZM233 258V259H234ZM241 258H245L244 257H240L238 259L239 262L242 260ZM219 259V260H218ZM237 259V260H238ZM228 260V259H227ZM226 260V261H227ZM228 260V262H229ZM230 260V262H232ZM264 260V259H263ZM225 261V262H226ZM132 262V261H131ZM207 262V263H206ZM222 262V263H221ZM224 262V264H225ZM228 262H226V264H228ZM237 262V261H236ZM238 262V263H239ZM245 262V261H244ZM247 262V263H248ZM257 262V260H256ZM264 262V261H263ZM232 263H235V260H233ZM241 263V262H240ZM239 263V264H240ZM251 263H254V262H251ZM236 264V263H235ZM242 264V263H241ZM249 264V263H248ZM256 264V263H255ZM258 264H262V263H259Z\"/></svg>", "mask_w": 264, "mask_h": 264}, {"label": "crops", "instance_id": "obj_3", "mask_svg": "<svg viewBox=\"0 0 264 264\" xmlns=\"http://www.w3.org/2000/svg\"><path fill=\"white\" fill-rule=\"evenodd\" d=\"M4 118H13L14 114L12 111L11 117ZM38 156L40 154L35 153ZM19 156V155H17ZM45 164H41V161L33 156L31 158H18L15 161H12L9 165L10 170L13 172V175L10 176V179L16 181V188L13 192V198L16 195H19L21 198L31 199L34 203H39L47 196L52 188V177L49 169L48 162L45 160ZM53 204L56 209H64L67 205V199L53 200Z\"/></svg>", "mask_w": 264, "mask_h": 264}, {"label": "water", "instance_id": "obj_4", "mask_svg": "<svg viewBox=\"0 0 264 264\" xmlns=\"http://www.w3.org/2000/svg\"><path fill=\"white\" fill-rule=\"evenodd\" d=\"M15 144L4 149L0 155V218L2 216V206L8 205L13 200V192L16 188V181L10 179L13 172L10 170V163L13 160V152ZM8 231L6 228H0V264H2L4 253L6 252V244L8 241Z\"/></svg>", "mask_w": 264, "mask_h": 264}]
</instances>
